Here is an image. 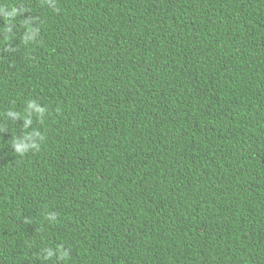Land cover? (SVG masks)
Instances as JSON below:
<instances>
[{"label": "trees", "instance_id": "obj_1", "mask_svg": "<svg viewBox=\"0 0 264 264\" xmlns=\"http://www.w3.org/2000/svg\"><path fill=\"white\" fill-rule=\"evenodd\" d=\"M0 264H264V0H0Z\"/></svg>", "mask_w": 264, "mask_h": 264}, {"label": "clouds", "instance_id": "obj_2", "mask_svg": "<svg viewBox=\"0 0 264 264\" xmlns=\"http://www.w3.org/2000/svg\"><path fill=\"white\" fill-rule=\"evenodd\" d=\"M41 140H42L41 133H37L33 135L29 134V138L21 144L20 154L24 156L25 153H27L29 149L37 148ZM70 151H71V147L69 146L65 151H63L62 154L58 155L59 170L57 171H60L62 173L59 187L62 184H64V182L71 184L73 182L80 180L76 176V170L83 164L84 159L86 158V155L78 154L75 157L67 158ZM126 152H128L127 155H131L132 157H136L138 155H143L146 153L144 151H141L135 148H131ZM127 155L124 154L123 157Z\"/></svg>", "mask_w": 264, "mask_h": 264}]
</instances>
